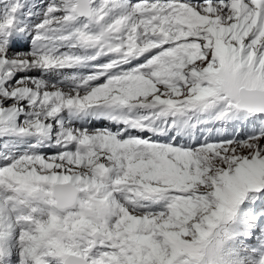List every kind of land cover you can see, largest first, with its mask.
Instances as JSON below:
<instances>
[{
	"label": "snow or ice",
	"instance_id": "1",
	"mask_svg": "<svg viewBox=\"0 0 264 264\" xmlns=\"http://www.w3.org/2000/svg\"><path fill=\"white\" fill-rule=\"evenodd\" d=\"M26 3L0 0V264H197L264 210V0H138L99 32L114 0H47L20 27Z\"/></svg>",
	"mask_w": 264,
	"mask_h": 264
},
{
	"label": "rangeland",
	"instance_id": "2",
	"mask_svg": "<svg viewBox=\"0 0 264 264\" xmlns=\"http://www.w3.org/2000/svg\"><path fill=\"white\" fill-rule=\"evenodd\" d=\"M170 118L171 117L167 118V120ZM22 119L23 117H21V120ZM165 121L164 118V122ZM172 122L173 119H170L167 121V124H171ZM183 122L185 121L183 120ZM191 127L195 128V130H189L188 132L200 135L201 128H205L206 126L203 124L198 128V126L193 123ZM207 127L212 126L207 125ZM213 131H215V128H213ZM172 132L180 133V130L173 129ZM168 134L172 135L171 133ZM201 135L203 134L201 133ZM181 139L183 140L182 137ZM262 220H264V210L257 212L255 204L250 198L242 206L239 217L233 225V230L236 233L235 245L245 254L243 264H259L261 258H264V224H261Z\"/></svg>",
	"mask_w": 264,
	"mask_h": 264
},
{
	"label": "clouds",
	"instance_id": "3",
	"mask_svg": "<svg viewBox=\"0 0 264 264\" xmlns=\"http://www.w3.org/2000/svg\"><path fill=\"white\" fill-rule=\"evenodd\" d=\"M94 169L92 167H87L86 169L77 168L74 171V175H80L83 172L84 175L92 173ZM70 187V186H67ZM55 213L62 214L65 209L55 208L53 209ZM83 215L90 221L94 223H100L102 217L98 214L101 211L106 212L107 206H93L85 207L83 210ZM229 233H234L233 225L227 224L224 226ZM235 236L229 237H210L208 241L199 246L197 251L198 261L197 264H243L245 254L240 251L235 245ZM259 264H264V258H261Z\"/></svg>",
	"mask_w": 264,
	"mask_h": 264
},
{
	"label": "bare ground",
	"instance_id": "4",
	"mask_svg": "<svg viewBox=\"0 0 264 264\" xmlns=\"http://www.w3.org/2000/svg\"><path fill=\"white\" fill-rule=\"evenodd\" d=\"M66 48H67V47H62V48L60 49V51L66 49ZM88 54L94 55L95 53H94V52H89ZM105 59H107V58H105ZM100 62H102V61H97V62H95V63H100ZM77 70H78V71H82V70H84V71L89 72V71H91V67H90V66H86V67L78 68ZM36 74H37V73H36ZM39 74H40L41 76H45V77H47V76H53L55 73H47V74H45V73H39ZM39 74H38V75H39ZM95 125H97V126H106V125H108V121H106V120H98V121L95 123ZM163 125H164V118H161L160 120L156 121L154 127L159 128V127H161V126H163ZM112 127L115 128L116 125H112ZM11 138H12V137H11ZM12 139H13V138H12ZM177 139L180 140L179 138H177ZM33 141H34V140H33ZM33 141H30V142H33ZM24 147H25V145H21V148H24Z\"/></svg>",
	"mask_w": 264,
	"mask_h": 264
}]
</instances>
